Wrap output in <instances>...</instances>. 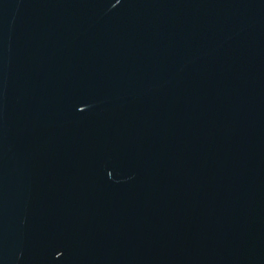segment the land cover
<instances>
[{"label": "water", "instance_id": "95a60500", "mask_svg": "<svg viewBox=\"0 0 264 264\" xmlns=\"http://www.w3.org/2000/svg\"><path fill=\"white\" fill-rule=\"evenodd\" d=\"M0 264H264V0H0Z\"/></svg>", "mask_w": 264, "mask_h": 264}]
</instances>
